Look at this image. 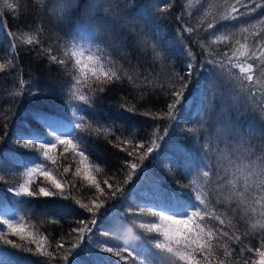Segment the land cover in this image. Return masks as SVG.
<instances>
[{
    "label": "snow or ice",
    "instance_id": "snow-or-ice-1",
    "mask_svg": "<svg viewBox=\"0 0 264 264\" xmlns=\"http://www.w3.org/2000/svg\"><path fill=\"white\" fill-rule=\"evenodd\" d=\"M193 2L194 0H185L181 16L177 17L178 20L184 19L185 15L194 18V14L189 11L193 7ZM176 3L177 0H164L162 3L157 0L154 7L158 13L168 14ZM36 4L47 11L48 6L44 0H36ZM203 4H207V0H203ZM81 5L84 7L85 15L89 17H94L95 10L104 7L100 0H57L53 14L57 19H65L70 10ZM4 7L15 11L18 4L4 0ZM211 7L216 9L215 14L202 6L199 19L195 22L193 19L185 20L181 35L183 33L189 36L199 35L201 31L207 33L198 41L199 46L207 55L219 56V59L213 58L209 63L219 68V75L223 76L233 88L230 96L219 97L223 107L217 112L218 89L215 84L209 86L207 109L200 123L201 129L214 130L210 133L212 138L205 139V150L211 149L215 152L217 162L198 171L187 184L179 185L190 190L192 194L190 198H184L178 193L163 195L160 206L147 209L156 220L151 223H140L139 227L159 237L153 240L154 248L158 251L153 254V259L144 256L138 260V264H264V127L259 130L260 143H252L245 136L255 138L257 130L251 126L246 131L239 128L231 115L225 111L229 106L245 108L254 117L264 121V32L258 27L264 25V0H216ZM122 8L135 10L136 0H123V3H117L114 9L109 5L105 7V12L106 15L115 16ZM210 15L211 19H208ZM130 16H132L131 11L126 13V17ZM253 16H256L255 20L245 19ZM221 21L238 23L243 21V23H240L236 31H220L216 26ZM124 23L128 31L123 37H109L91 46L79 43L75 37L62 44L49 43L46 46L44 29L41 27L22 31L19 36L9 32L13 37V42L10 44L11 57L0 62V73L9 69H18L15 62L20 51H35L38 56L46 57L50 64L59 66L70 77L71 97L85 105H90L98 93L114 91L115 87L110 86L120 87L124 84L130 85L133 89H143L138 96V99L142 100L148 94L149 88L154 91L157 87L164 88V84L160 83L159 77L153 76L152 72L142 74L138 66L131 64L126 48L128 37L132 38L133 47L138 48L142 54L147 55V50H151L153 63L161 59L162 52L160 46L151 43L144 32L136 31V25L131 24L127 19ZM105 24V19L101 18L97 27ZM4 26L5 22L0 20V28ZM48 39L50 40L51 37ZM56 39L61 38L56 37ZM212 45H225L226 49L212 50ZM117 46L121 51L114 58L113 52L116 51ZM183 53L187 57L183 74L173 67L165 76V82L171 89L169 95L172 97L166 106V111L154 114L149 109L140 112L136 104L130 102L126 96L121 97L119 107L130 113L152 116L153 119L174 121L180 110L177 106H182L181 101L189 86V78L197 67L196 54L192 48L185 46ZM125 64L127 67H124ZM142 75L143 79H141ZM29 83L21 77L18 88L10 95L19 96L25 91V85ZM27 91L31 92V87H28ZM36 95L39 97L40 93ZM3 118L4 115L0 114V120ZM33 118L37 122H43V125L50 129V135L47 142L27 138L24 146L36 150L43 161L53 165L57 163L54 153L58 146H63L60 158L69 159L66 155L68 153H71L73 158L79 157V160H74L77 167L73 176L87 181L95 187L99 196H103L104 189L93 175V172L98 173L101 169L95 161H90L89 155H86L88 149L81 140L72 136L70 130L61 133L63 125L49 121L43 113L36 112ZM80 121L76 124L77 128L97 137L102 135L108 143L119 147L121 151H126L134 160L143 161L157 147L156 141L153 140L141 153L139 150L144 149L145 145L136 141L133 136L116 135L111 127L104 125L94 127L92 124H85L83 117H80ZM189 131L194 133L197 130ZM113 136H115L114 140ZM161 138V135H157V139ZM4 139V136H0V142ZM192 139L199 140L200 137L194 135ZM221 144L224 145L223 148L220 147ZM128 145L132 146L131 150L128 149ZM178 151H182L179 146ZM126 166L132 170V173L137 170L136 162H126ZM69 171L70 166L63 168L64 173ZM33 177H42L44 185L37 184L33 187ZM2 180L3 177L0 176V181ZM66 183L70 182L57 179L53 175V170L45 163L37 162L32 167L26 168L23 182L10 190L18 197L33 198L37 201L57 197L65 200L73 199L80 208L92 213L90 221H77L83 226L73 228L67 235H61L58 240H54L51 233L45 235L35 225L30 226L32 230H29V227L22 222L23 217L20 218V222L2 219L0 226H6L7 232L0 227V241L44 257L41 264H52L53 261L61 259L67 262L72 249H66L65 243L70 242L69 237L72 233H76L73 237L76 243L72 248L79 246L80 240L91 233L92 226L97 222L96 210L103 207V204L97 202L99 196L91 201V206L83 203L72 196L71 191H65ZM104 183L108 184L109 188L112 187L107 180ZM46 185H51V188ZM75 188L76 185L72 182V189ZM117 191L121 189L117 188ZM112 195L115 196V193ZM52 211L53 218L47 222L56 225L64 216L71 215L76 209L69 205H59ZM139 211L143 212L144 209ZM57 216L60 219L55 218ZM211 221H218V225L210 223ZM241 228L244 229L243 232L240 231ZM10 237H16L17 240L14 241ZM247 237L252 239H244ZM254 241H258V245ZM101 251L125 260V264L127 261L124 253L133 259L134 264L137 260L133 257V252L127 248L102 247ZM246 253H254L255 258L247 256ZM76 264L79 262L77 261Z\"/></svg>",
    "mask_w": 264,
    "mask_h": 264
},
{
    "label": "trees",
    "instance_id": "trees-1",
    "mask_svg": "<svg viewBox=\"0 0 264 264\" xmlns=\"http://www.w3.org/2000/svg\"><path fill=\"white\" fill-rule=\"evenodd\" d=\"M9 2L18 4V7L15 11L8 10L4 7V0H0V20L5 22L2 29L6 38L5 42V39L0 37V62L11 57L10 44L13 42V37L9 35V32L19 36L22 31L31 30L33 27L44 29L46 46L49 43L62 44L73 37L79 43L91 46L109 37H123L128 31L124 23L127 19L131 24L136 25V31L144 32L151 43L160 46L162 57L153 63L150 49L145 55L138 48L133 47L131 37H128L126 42L131 64L138 66L142 74L152 72V75L158 76L160 83L164 84V88L157 87L154 91L149 88L148 94L142 100L138 99V96L143 89H133L130 85L124 84L120 87L110 86L115 87V90L98 93L90 105H85L71 97L70 77L59 66L50 64L46 57L38 56L35 51H20L15 62L18 69H9L0 73V114L4 115V118L0 120V136L5 137L3 142H0V176L3 177L0 181V210L3 208L11 213L17 212L19 214L17 222H20V218L23 217L22 222L29 227V230H32L30 226L35 225L41 233L45 235L51 233L54 240H58L61 235H67L73 228L82 227L83 225L77 221L87 222L92 219V213L80 208L73 199L65 200L57 197L37 201L33 198L18 197L14 191L10 190L23 182V173L28 166L26 160L34 157L33 159L40 160L52 169L57 179L70 182L66 183L65 191H71V195L76 199L91 206V201L99 196L94 186L80 177L73 176L77 167L74 160H79V157L73 158L72 154L68 153L66 155L69 159L60 158L63 146H58L54 153L57 157L55 165L43 161L36 150L24 146L27 138H36L38 142L48 140L50 129L45 127L43 122H37L33 118L34 113L40 112L45 114L49 121L63 125L61 133L70 130L72 136L81 140L88 149L86 155H89L90 161H95L101 169L98 173L93 172V175L105 193L99 196L97 201L102 203L103 207L96 210L97 222L95 226H92L91 233L85 235L76 248H72V245L76 243L73 239L76 233H72L69 237L70 242L65 243L66 249H72L68 261L61 259L53 261L52 264H76L77 261L79 264H125V260L101 251L102 247L127 248L133 252V257L137 258L135 264H138V260L144 256L153 259V254L158 251L154 248L153 240L159 237L139 227L140 223H151L156 220L147 209L160 206L163 195L178 193L184 198H190L192 195L190 190L187 187L181 188L179 185L187 184L198 171L205 166L215 165L217 162L216 153L211 149L205 150V139H211L210 133L214 130L201 129L200 123L207 109L209 86L215 84L218 89L216 92L217 112L223 107L219 97L221 95L230 96L233 88L223 76L219 75V68L209 63V60L219 59V56H209L199 46L198 41L207 33L201 31L199 35L189 36L187 33L181 35L185 20L193 19L195 22L199 19L202 6L215 14L216 9L211 6L216 3V0H207V4H203V0H194L193 7L189 9L194 14V18L185 15L182 20H178L177 17L181 16L185 0H177L175 7L168 14L158 13L155 10L154 4L157 0H136L135 10L122 8L115 16L106 15L105 7L110 5L114 9L115 5L122 4L123 0H100L104 7L96 9L94 17L85 15L84 7L81 5L79 8L70 10L65 19H57V16L53 14V7L57 0H44L48 6L47 11L36 4V0H9ZM159 2L162 3L164 0H159ZM129 11L132 12V16L126 17ZM101 18L105 19L106 24L97 27ZM208 19H211V15ZM245 19L255 20L256 16ZM240 23L243 21L239 23L221 21L216 27L220 31H236ZM258 27L264 32V25H258ZM49 37H51L50 40ZM56 37L61 39L57 40ZM7 43L8 47L5 46ZM185 46L191 47L196 54L197 67L189 78V86L181 101L182 106H177L180 110L174 121L153 119L152 116L130 113L119 107L121 97L126 96L130 102L136 104L140 112L149 109L154 114L166 111V106L172 97L169 95L171 89L165 82V76L173 67L183 74L187 63V57L183 53ZM24 47L27 48V46ZM211 49L222 51L226 49V46L212 45ZM120 51L121 49L117 46L113 57L116 58ZM121 63L123 64V61ZM124 67L127 65L125 64ZM21 77L30 83L25 85L23 93L13 97L10 93L16 91ZM201 77L203 83L200 85L195 104L197 107L191 104L184 109L186 102L196 97L193 91ZM28 87H31V92L27 91ZM85 91L87 92V89ZM38 92L39 97L36 95ZM225 111L231 115L239 128L246 131L249 126L254 127L257 130L255 138L247 135L245 138L252 143H260L259 130L264 127V121L254 117L245 108L229 106L225 108ZM80 117H83L85 124H92L94 127L104 125L111 127L116 135L133 136L136 141L145 145L144 149L139 150L141 153L150 146L153 140L156 141L157 147L143 161L134 160L133 157L127 155L126 151H121L119 147L108 143L102 135L97 137L77 128L76 124L81 122ZM190 129L197 131L193 133L189 131ZM157 135H161L162 138L157 139ZM194 135L200 139H192ZM112 139L114 140L115 136ZM178 146L182 151H178ZM127 147L129 150L132 148L131 145ZM220 147L223 148L224 145L221 144ZM126 162L137 163L135 173H132V170L126 166ZM69 166L70 171L64 173L63 168ZM105 180L112 185L111 188L104 183ZM72 182L76 185L75 189H72ZM37 184L44 185L42 177H33L32 186L35 187ZM46 186L51 188V185ZM117 188L121 191H117ZM139 190L144 191L152 201L149 203L147 198L141 199V195L135 193ZM113 193L115 196L112 195ZM30 200L31 203L28 202ZM59 205H69L76 211L64 216L59 224L53 225L47 221L53 218L52 209L58 208ZM140 209L144 211L140 212ZM55 218L60 219L59 216ZM0 220H2L1 216ZM210 223L218 225V221ZM0 227L7 232L6 226ZM240 231L243 232L244 229L241 228ZM10 238L17 240L16 237ZM244 239L250 240L252 237ZM254 243L258 245V241ZM246 255L255 258L254 253H246ZM124 256L127 264H134L133 259L127 257V253H124ZM43 259L44 257L34 252L22 250L19 247L14 248L0 241V264H41Z\"/></svg>",
    "mask_w": 264,
    "mask_h": 264
},
{
    "label": "rangeland",
    "instance_id": "rangeland-1",
    "mask_svg": "<svg viewBox=\"0 0 264 264\" xmlns=\"http://www.w3.org/2000/svg\"><path fill=\"white\" fill-rule=\"evenodd\" d=\"M0 37L1 38H4L5 39V42H6V38H5V35H4V32H3V29L0 28ZM6 47H8V43L7 45H5ZM203 83V78L201 77L200 80L196 83L197 87L194 88V94H195V98L194 100H192L191 98L186 102V105L184 107V109H186L188 106H190L191 104L193 105L194 104V107H197V105L195 106V104L197 103V99H198V94H199V91H200V85H202ZM197 111V110H196ZM195 111V113H196ZM62 130V129H61ZM34 157H30L26 160V162H28V167H32L34 163H37V162H40L42 163L40 160H36V159H33ZM135 193H138V195H141L140 198L141 199H145L147 198L149 201V203L152 201L151 199H149V197L144 193V191H140L139 192H135ZM145 203V202H144ZM0 216L2 219H9V220H12L14 222H17L19 221V214L17 212H9L3 208H1L0 210Z\"/></svg>",
    "mask_w": 264,
    "mask_h": 264
}]
</instances>
